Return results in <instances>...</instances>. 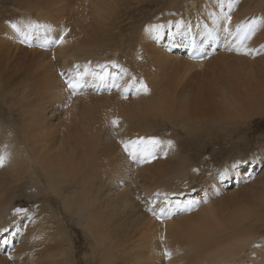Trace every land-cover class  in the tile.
<instances>
[{
  "label": "bare ground",
  "instance_id": "obj_1",
  "mask_svg": "<svg viewBox=\"0 0 264 264\" xmlns=\"http://www.w3.org/2000/svg\"><path fill=\"white\" fill-rule=\"evenodd\" d=\"M161 1L0 0V151L7 145L11 153V162L0 169V264H11L4 252L20 238L23 215L14 214L11 191L23 189L27 174L45 191L42 206L39 194L34 197L39 218L27 225L29 240L43 236L38 237L45 231L40 223L56 229L49 234L54 240L62 237L56 247L45 240L48 245L40 250L49 255L46 264H264L261 152L244 158L233 149L199 178L198 172H187V156L176 169H166L174 155L186 152L181 139H202L209 126L247 123L264 110V58L222 46L215 19L228 12L230 0ZM231 15L234 31L236 24L264 17V6L239 0ZM29 21L47 24L56 30L53 35L70 29L68 43L55 48V60L51 50L38 46V38L31 47L19 43L12 25ZM190 39L197 45L207 40L208 48L213 44L209 50L218 51L203 61L190 59L191 49L184 46ZM262 44L264 29L250 41L252 47ZM89 61L93 67L114 61L143 78L150 95L124 100L116 91L89 89L69 103L59 70ZM108 71L119 74L120 68ZM114 118L122 122L115 132ZM20 127V141L10 140L11 129ZM239 135L234 127L228 138ZM138 136L173 140V157L137 166L119 141ZM250 172L255 179L243 183ZM192 188L197 199L210 198L209 203L163 224L145 210V200L157 191ZM216 190L222 194L216 196ZM53 200L63 212L55 214L45 204ZM165 247L173 252L170 260L163 256ZM25 264L42 263L35 257Z\"/></svg>",
  "mask_w": 264,
  "mask_h": 264
},
{
  "label": "snow or ice",
  "instance_id": "obj_2",
  "mask_svg": "<svg viewBox=\"0 0 264 264\" xmlns=\"http://www.w3.org/2000/svg\"><path fill=\"white\" fill-rule=\"evenodd\" d=\"M239 0H230L228 3V12L221 16L216 17L215 23L219 26L218 30L223 32L222 46L228 52L235 53L252 58H264V44L259 47L250 46V41L256 36L257 32L264 29V17L252 18L245 22L235 25L232 28V15L235 6ZM157 28L163 25H157ZM179 27V25H177ZM12 29L19 37V43L26 46H33L34 39H39L38 46L45 50L52 51V58L55 60V48L63 46L68 43L66 37L70 29L62 28L59 32L53 35L56 30L49 27L47 24H42L36 21H29L23 26L12 25ZM206 36L210 37L214 42L219 38L215 33L206 32ZM207 40L201 42L197 46L194 40H189L184 46L190 48L189 53L191 59L203 61L210 58L214 54L216 48L209 50L206 47ZM119 67V74L108 71L109 67ZM99 69V71L97 70ZM61 79L65 85L68 93V101L70 103L71 97L76 95H83L89 89L94 90L97 94L107 92L111 94L116 91L120 94L121 98L128 100L130 96L150 95L151 89L143 78L129 73L128 69L117 65L114 61L107 62L106 64L97 65L93 67L91 61L84 64H74L70 69L60 72ZM128 77L127 80L124 78ZM119 118H114L110 121V125L115 132L121 125ZM125 154L137 166L152 163L158 158H167L169 152L174 150L175 143L173 140L162 139L159 136H138L135 139L120 140ZM8 146H4V150L0 151V169H3L11 162V153L7 150ZM235 166V165H234ZM198 172V169H193ZM255 173H248L247 177L243 179V183H248L250 180L255 179ZM227 178V177H225ZM241 181H237L239 184ZM185 184V188H187ZM196 189L192 188L185 192H155L150 199H146V211L154 217L158 222L164 223L165 221L179 218L185 214L193 212L201 206L208 204L210 198L201 197L196 198ZM222 193L219 190L215 191V195L219 196ZM38 207V206H37ZM30 209L28 207L20 206L14 209L15 215H23L29 217ZM7 231V229H4ZM5 244H9L7 239ZM160 243L163 245L164 236L160 237ZM259 247L260 245H254ZM163 256L166 260L173 257V252L168 248H164ZM9 259H13L11 253L8 254Z\"/></svg>",
  "mask_w": 264,
  "mask_h": 264
},
{
  "label": "rangeland",
  "instance_id": "obj_3",
  "mask_svg": "<svg viewBox=\"0 0 264 264\" xmlns=\"http://www.w3.org/2000/svg\"><path fill=\"white\" fill-rule=\"evenodd\" d=\"M163 1L164 0H162L161 2H163ZM165 5H167V2ZM256 5L261 6V7H262V5L264 6V0H256ZM211 45H213V44H211ZM217 45L219 46V43ZM184 55H185V53H184ZM218 80L225 81L226 79L224 76H220V77H218ZM262 112L259 115L258 114L254 115L253 118L249 119V121L247 123H244V122L240 123L239 122L240 124L239 123H237L236 125L225 124V126L221 125V124L220 125H213V128L211 126H209L207 129L208 132L203 134L202 139L193 138V137H190L188 139L187 138L181 139L180 140L182 142L181 148H183V150L186 152L182 151V153L176 154V155H174V157H173V155H171V156L169 155L168 160H171V157H173L176 162L173 161L172 162L173 164L171 163V164L167 165L166 169L167 170L176 169L177 167H179V165H177V164L183 160L184 156H187L188 160H187V163L185 164V165H187V167H189V169L186 168L187 172L189 173V175L194 174L195 172L193 171V169H199V167L201 166L199 171H198V178H199L200 174L202 175V172L205 169H208V168L210 169V168L214 167L215 165L224 163L225 160L227 159V157L232 153V150L237 149L239 153L244 154V156L246 155V157H244V158H248L249 155L258 154V152H261V154L259 155V161L261 162V165L259 166V169L257 171H259V173H262L264 170V110ZM1 116L6 117L5 114H2ZM14 118L15 119L17 118L16 115L14 116ZM234 127L238 131H240L241 135L237 136L236 138H228V135L230 133L231 128H234ZM21 128L22 127L12 128L11 130H13V129L14 130H13L12 136L10 134L9 139L12 140V137H13V138H16L17 142H19L20 141L19 140L20 139V135H19L20 131L19 130H22ZM240 136H241V138H240ZM203 137H205V138H203ZM207 138H209V139H207ZM212 139H215V140H212ZM199 143H203V144H199ZM192 146H194V147L192 148ZM198 146H199V148H198ZM203 152H205V153H203ZM199 153H200V155H199ZM198 157H199V159H198ZM199 162H200V164L198 165ZM257 165H259V163H257ZM157 166L158 165H154L153 168H155ZM27 175H28L27 179H25L22 182V184L23 183L25 184V185L23 184L24 190L21 188L20 190H12L11 192H14V194L16 196V198L14 200V205H16V207L24 206V207H28L30 210L33 207L34 210L32 209V211H30V216H32V217H31V219H29V217L21 215L22 216L21 219H23V221H22L23 223L19 222L20 229L18 227V231H17V234L20 236V238H18L15 241L11 250L4 252V255H5V258H7L6 260L9 261L11 264H25L27 261H30V260L34 259L35 257L37 259H40V262L42 264H46L47 261L49 260L47 258L49 255L44 253V252H41V250L46 249L45 246L48 245L47 244L48 241H49V243L52 244V247H56L55 243L57 244V242H59L62 239V237L56 236L58 240L57 241L54 240V237L50 236L49 234L51 232H53L52 234L56 233L57 232L56 229H52V228L50 229V228H48V227H51L50 225L49 226L47 225L48 226L47 227V226H45L44 223H40L41 227L39 230H41L42 227L45 229V231L43 230V231L39 232V235H38V237L41 234L43 235V236H40V238L42 240L39 238H36V239H39L41 241L36 240L34 238H33L34 240L32 239V241L29 240L30 235H28V233L29 234H31V233H30V231L29 232L27 231V229H28L27 227L30 224H33L35 219L39 218V217H37L38 213H36L37 211H35V208H34V207H37L36 201L34 200V197H37V194H39L38 196L41 197V206H42V202H43L42 198H45V195H44L45 191L43 190L42 186L38 185L37 183L35 184V182L31 180V175H29V174H27ZM43 185L45 186L44 183H43ZM241 186L243 187L242 184H241ZM27 194H29V195L27 196ZM55 197H56V195H54V198H53L54 200H55ZM50 198H51V196L49 195L48 200H50ZM54 200L52 202H46L45 204H50L51 205L50 207H52L53 213H55V214H57V212H59V211L63 212L62 208H60V206L58 207L57 204L54 202ZM33 216H35V217H33ZM9 224L11 225L12 223L9 222ZM14 227L16 228V226H14ZM24 230H26V231H24ZM46 232H48V233H46ZM23 233H25V235ZM57 234L61 235V233H59V232ZM24 237H26V238H24ZM45 240L47 241V243ZM22 241H24V242L22 243ZM43 244H45L44 247H42ZM30 245H31V247H30ZM36 245H38V246H36ZM26 246L30 247L31 249L29 250V252L25 249V253H26L25 254L24 248H27ZM32 247L34 250H32ZM83 247H84V245L82 244V248ZM15 249H16V251H15ZM19 249H21V250L23 249L22 252ZM9 253H11L12 257L14 256L13 259L8 258ZM20 253H22V254H20ZM18 257H20V258L18 259ZM83 258H85V257H83Z\"/></svg>",
  "mask_w": 264,
  "mask_h": 264
}]
</instances>
